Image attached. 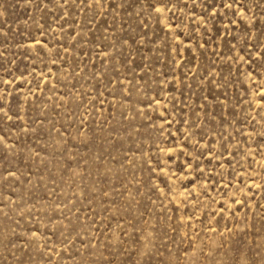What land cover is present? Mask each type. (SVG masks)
I'll use <instances>...</instances> for the list:
<instances>
[{
    "label": "rangeland",
    "instance_id": "374dc122",
    "mask_svg": "<svg viewBox=\"0 0 264 264\" xmlns=\"http://www.w3.org/2000/svg\"><path fill=\"white\" fill-rule=\"evenodd\" d=\"M0 264H264V0H0Z\"/></svg>",
    "mask_w": 264,
    "mask_h": 264
}]
</instances>
